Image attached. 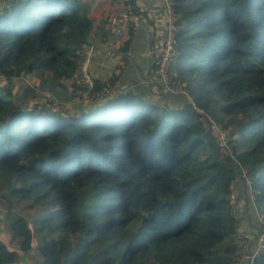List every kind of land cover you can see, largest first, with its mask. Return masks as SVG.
Wrapping results in <instances>:
<instances>
[{
    "label": "trees",
    "instance_id": "trees-1",
    "mask_svg": "<svg viewBox=\"0 0 264 264\" xmlns=\"http://www.w3.org/2000/svg\"><path fill=\"white\" fill-rule=\"evenodd\" d=\"M174 1L171 68L196 109L127 92L75 111L28 95L22 105L10 83L24 73L48 94L79 98L89 8L0 0V202L9 222L0 264L33 250L39 264H236L230 193L243 168L264 221V0ZM104 85L93 81L90 93ZM209 117L221 131L231 126L224 144Z\"/></svg>",
    "mask_w": 264,
    "mask_h": 264
},
{
    "label": "crops",
    "instance_id": "crops-1",
    "mask_svg": "<svg viewBox=\"0 0 264 264\" xmlns=\"http://www.w3.org/2000/svg\"><path fill=\"white\" fill-rule=\"evenodd\" d=\"M78 3L83 8H89L93 20V35L82 53V57L86 53L90 55L89 73L93 81L97 80L103 85L114 82L117 93L130 92L158 104L166 102L178 106L186 102L182 96L166 94L154 71L164 29V9L159 0H131L137 21H131L124 29L115 49L108 46L106 39L112 36V32L106 22L122 2L78 0ZM80 108L74 109L77 111ZM233 187L238 223H242L250 233L257 232L259 226L246 186L235 180ZM240 264L246 263L243 261Z\"/></svg>",
    "mask_w": 264,
    "mask_h": 264
},
{
    "label": "built area",
    "instance_id": "built-area-1",
    "mask_svg": "<svg viewBox=\"0 0 264 264\" xmlns=\"http://www.w3.org/2000/svg\"><path fill=\"white\" fill-rule=\"evenodd\" d=\"M122 5L113 12L108 18L107 25L112 32L111 37H107L108 46L111 49H115L116 43L120 40V35L125 28L128 27L131 21H137V15L133 7L131 6V0H120ZM164 9V29L161 44L158 49V54L156 55L154 61V71L161 84V88L166 94L169 95H179L182 96L186 102L190 103L193 108L196 109L193 99L188 94L184 85L176 77L175 73L172 71V63L174 57V41L176 32V15H175V1L174 0H159ZM127 57L129 53H126ZM90 55L86 53L81 58L78 68L77 76L78 81L85 87L86 90L80 93L79 98L74 103H85L92 104L98 99H103L110 97L116 92V86L105 85L100 91L90 93L93 87V79L89 73ZM183 104L178 105V108H182ZM212 123L213 127L217 128L219 134L222 131L216 127V123L212 118H208ZM235 180H243V182L250 188V178L248 176L247 170L245 168L241 169ZM245 185V186H246ZM250 194V193H249ZM250 196V195H249ZM231 201L235 202L236 194L235 192L230 193ZM252 208L254 209L255 216L258 223V230L255 233H250L246 230L242 223H238L237 230V241L240 243L239 249L236 252L235 262L240 264L245 262L246 264H255V260L264 252V221L258 212L255 205V200L250 197Z\"/></svg>",
    "mask_w": 264,
    "mask_h": 264
},
{
    "label": "rangeland",
    "instance_id": "rangeland-1",
    "mask_svg": "<svg viewBox=\"0 0 264 264\" xmlns=\"http://www.w3.org/2000/svg\"><path fill=\"white\" fill-rule=\"evenodd\" d=\"M76 78H77V76H76ZM6 83H7L6 79L0 78V85H2V84L4 85ZM10 84L12 86L13 92L15 93L16 97L18 98V101H21V99L24 96L28 95V96H30V98H35L39 102L44 103V104H50L54 108L55 107H57V108H59V107L64 108L65 107L64 108L65 110H67V109L73 110L75 108L74 105L79 104V103L78 104L74 103L77 100L75 98L69 100L68 93L67 94L63 93V96L64 95L67 96V100H64L62 98H57V96L54 93L48 94V92H45V91H42L41 89H38L39 84H38L37 77H34V76L33 77L28 76L27 77L24 73H22L21 78L12 80V82ZM58 91H59L58 93H60V94L62 93L61 90H58ZM50 99L53 100V101H51L52 103H48V101ZM21 103H22V105H26L27 101H21ZM203 121L204 120H202L201 122L203 123ZM216 127H218V126H216ZM230 131H231V126H230V129L226 132L222 131L221 134H219L218 131L216 132V135H217L216 137L218 139H220L222 144L225 143L226 137L228 136ZM246 188H247V192L250 193L249 194L250 197H252L253 200H255L253 192H249L250 188L247 185H246ZM251 202H252V200H251ZM6 212H7V209L4 208L3 204L0 202V239H2V237H5V235L7 233L6 228L9 226V222H8L7 217H6ZM137 226H138V223H136V222L131 225L132 229H136L135 227H137ZM32 228H33V226L31 224V228L29 230H31ZM253 230H255V229L253 228ZM64 245H67V243H63L62 245H60L57 248V250L53 249V248H49V249H47V252H44V253L50 254V255H57V253H59V251L61 250V248ZM0 248H3L2 243L0 244ZM19 253H21V252H19ZM15 264H39L38 263V254H37L36 250H33V252H30V253H21V255L19 256V259L17 260V262Z\"/></svg>",
    "mask_w": 264,
    "mask_h": 264
},
{
    "label": "water",
    "instance_id": "water-1",
    "mask_svg": "<svg viewBox=\"0 0 264 264\" xmlns=\"http://www.w3.org/2000/svg\"><path fill=\"white\" fill-rule=\"evenodd\" d=\"M88 42H90V39H89V41ZM83 47L85 48L86 47V44L85 45H83Z\"/></svg>",
    "mask_w": 264,
    "mask_h": 264
}]
</instances>
